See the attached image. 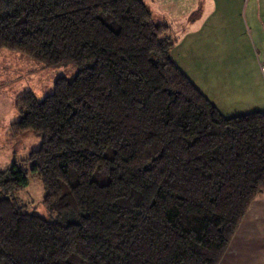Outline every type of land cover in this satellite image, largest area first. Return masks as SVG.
<instances>
[{
    "label": "trees",
    "instance_id": "1",
    "mask_svg": "<svg viewBox=\"0 0 264 264\" xmlns=\"http://www.w3.org/2000/svg\"><path fill=\"white\" fill-rule=\"evenodd\" d=\"M167 30L143 0H0V50L77 68L16 101L40 144L0 170V264H220L264 193V112L223 115ZM28 171L74 219L20 210Z\"/></svg>",
    "mask_w": 264,
    "mask_h": 264
},
{
    "label": "rangeland",
    "instance_id": "2",
    "mask_svg": "<svg viewBox=\"0 0 264 264\" xmlns=\"http://www.w3.org/2000/svg\"><path fill=\"white\" fill-rule=\"evenodd\" d=\"M165 1L156 0V3L162 4V6L170 5L171 9L164 7L165 12L160 6V12L154 15V20L161 25L167 24L168 30L165 36L172 41L178 40V43L176 42L172 46L170 55L182 71L206 97L218 100L223 115L229 117L252 112H264V104H261L260 107H252L254 103L249 102L256 93L259 94V91H253L251 97L246 96L249 92H243L242 95L238 94L236 98L231 94H227L226 97L216 94L214 81L216 74L220 71L219 69H223L226 65L222 51H227V46L230 64L237 71L236 74L240 76L244 67L246 69L250 66L249 60L258 55L262 56L264 32L261 35L262 41H258L254 31L253 12L255 10L260 13L262 24H264V0H188L185 3L180 0H168V4H164ZM184 4H186L185 8L193 7V11L190 19H188V26L191 27L186 31V34H189L180 41L181 32H185L187 29L185 23L187 19L181 23L176 22L172 12H177L179 6L181 8ZM149 10L151 11V9ZM168 11L171 12L170 15L167 14ZM226 26L229 33L222 37V31H216L215 27L226 28ZM212 29L213 31H209ZM248 69L251 70V67ZM76 72L77 68L73 65L55 68L45 67L40 62L20 53L0 50V170L10 167L14 161L19 164L22 163L27 159L29 153L37 149L40 144V138L32 132L13 134L11 124L19 119L16 108L17 99L27 91L34 93L37 99H43L53 92L55 81L59 77L72 79ZM261 73H263L262 66ZM219 83L222 82L219 81ZM254 87L257 89L256 84ZM238 99L240 101L237 103L236 100ZM256 99L261 100L262 98ZM232 101L234 106L230 105ZM261 102L264 103V99ZM26 166L29 167V164ZM27 176V186L15 194L22 212L35 214L49 221L66 222L74 219L73 215L58 217L51 214L43 201L45 191L41 180L31 171H28ZM263 194H259L253 200L243 219L255 203L264 199ZM242 221L226 251H235V253L238 251L239 233L243 235L245 229L251 232L249 237L264 239V230L256 227L255 230L251 231L246 226H241ZM262 249L260 248L261 251H263ZM247 251H254V249Z\"/></svg>",
    "mask_w": 264,
    "mask_h": 264
},
{
    "label": "crops",
    "instance_id": "3",
    "mask_svg": "<svg viewBox=\"0 0 264 264\" xmlns=\"http://www.w3.org/2000/svg\"><path fill=\"white\" fill-rule=\"evenodd\" d=\"M167 1L168 0H166L164 4H168ZM180 1H183L185 3L188 0H180ZM145 3L149 7V9H151L153 22H155L154 15L160 12L159 10L160 6L163 9L164 7L171 9L170 5L168 6H162V4L159 5L158 3H156V0H148ZM185 5L186 4H184V6H181V8L179 6L177 12L176 11L172 12V16H174L177 19V20L175 19L176 22L181 23L183 20L187 19V21H185L187 29L185 30V32H181L180 41L181 39L185 37V35L189 34V33L186 34V31L191 27V26H188V22H189L188 19H190L192 15L193 7L185 8ZM164 11L166 12L165 9ZM167 14L170 15L171 12L168 11ZM253 15H254L253 16L254 19L253 18L252 19L254 22L253 23L254 31L257 35L256 38L258 39V41L259 40L262 41L261 35H262V32H264V24H262L261 15L259 12L255 10L253 12ZM155 23L159 24L157 22ZM219 28L215 27V30L222 31V37H224L225 34L229 33L227 26L226 28L224 27L222 28L219 27ZM213 29L209 31H213ZM225 39L227 38L225 37ZM177 43H178V40H177ZM263 50L264 49L262 48L261 50L262 56L258 55L256 57H253L251 60H249L250 66L248 68L251 67V70L248 69L247 67L245 69L244 67L243 73L240 76L236 74L237 71L234 70V68L232 67V64H230L229 51H228V46H227V51H224V50L222 51L223 59H224V62H226V65L224 66L223 69H219L220 71L216 74L215 76L216 78H214V81L216 84V94L224 95V96H226L227 94H231L235 96L236 98L238 97L237 96L238 94L242 95L243 92H249L248 95H246L247 93L245 95L248 97H251V93H253V91H256V92L259 91V94L255 92L256 94L253 97V99L249 98L251 100L249 102L251 104L254 103V106L252 107H255V106L260 107L261 104H264L261 102V100L264 99V79L261 73V66L264 65ZM219 81H221L222 83H219ZM255 84H256L257 89H254ZM259 97H261L262 99L261 100L256 99ZM209 100L213 104L217 105L216 107L220 110V112H222L221 107L218 105L219 103L218 100H215V98H211V97H209ZM239 101H240L239 99L236 100L237 103ZM230 105L234 106V102L233 101L230 102ZM253 206L251 207V210H249V212L247 213L246 217L243 219L242 221L243 223L241 224V226H246L251 231L255 230L256 227H260L262 230H264V199H260V201L258 203H255ZM250 233L251 232L247 231V229L244 230L243 235L239 233L238 251L236 253L235 251H226L222 258L223 261L221 260L222 263L220 264H264V249H262L264 248V239L260 240L259 238L254 237V236H251L253 237L251 238L249 237ZM260 248L263 251H261ZM250 249H254V251H247Z\"/></svg>",
    "mask_w": 264,
    "mask_h": 264
},
{
    "label": "built area",
    "instance_id": "4",
    "mask_svg": "<svg viewBox=\"0 0 264 264\" xmlns=\"http://www.w3.org/2000/svg\"><path fill=\"white\" fill-rule=\"evenodd\" d=\"M262 74H263V77H264V65H262Z\"/></svg>",
    "mask_w": 264,
    "mask_h": 264
}]
</instances>
